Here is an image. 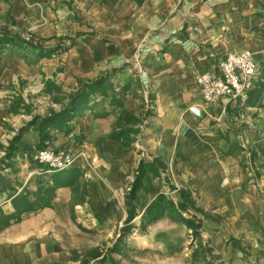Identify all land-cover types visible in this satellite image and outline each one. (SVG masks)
Here are the masks:
<instances>
[{"label":"crops","instance_id":"0c3cea01","mask_svg":"<svg viewBox=\"0 0 264 264\" xmlns=\"http://www.w3.org/2000/svg\"><path fill=\"white\" fill-rule=\"evenodd\" d=\"M24 32L39 44L17 43ZM63 37L74 44L56 51ZM243 49L259 62L244 104L204 101L195 75ZM105 75L116 84L114 99H90L70 130H55L51 145L71 152L69 168L48 172L24 152L0 163V264H92L89 251L115 240L131 208L137 215L126 242L134 253L159 240L174 247L175 221L159 219L143 233L137 227L158 194L176 205L181 191L207 212L201 230L215 260L264 264V0H0V145L37 111L25 112L9 84L51 78L69 91ZM191 105L201 106V118ZM140 121L145 129L134 143L111 138ZM24 137L36 142L33 131ZM141 160L161 167L130 200L125 190Z\"/></svg>","mask_w":264,"mask_h":264},{"label":"rangeland","instance_id":"374dc122","mask_svg":"<svg viewBox=\"0 0 264 264\" xmlns=\"http://www.w3.org/2000/svg\"><path fill=\"white\" fill-rule=\"evenodd\" d=\"M27 36H29L28 40L25 39V37ZM19 37L25 42L39 44V41L37 40V38L30 32H24L20 34ZM60 40H64L62 41L63 46L58 45L57 48L55 49L56 51L57 50L66 51L70 46L74 44L75 38L63 37ZM40 46H42V44H40ZM50 53H51L50 51H47L44 49L38 51V54L44 57L49 56ZM100 78H107L105 85L108 83L109 87L107 89L109 93L112 90H114L116 84H114L110 80V75L101 76L91 81L82 82L81 80H77V86L74 89H71L69 91L63 90L61 84L56 83L55 80L51 78L42 79L40 82H38L37 84L31 85L30 87L28 86L23 87L21 86L22 84H19V85L9 84V86L12 88L11 91H13L12 96H14L17 100L16 103L22 104L21 107L23 108L25 112H31V110L33 111L37 110V111L31 116L29 120L23 122V124L20 127H18L16 130H13V134L11 135L10 138L7 139L4 145H0V150L2 153L0 163H2L5 166L11 165L12 163L11 158L14 157L15 154L18 152H24L27 156H29L32 159L33 154L37 150H41L37 148V144L39 140L38 131L36 129L37 127L30 125L32 120L35 117H47L53 113L60 112L62 109H64L68 105L70 101V97L79 88H81L82 85L91 83ZM27 83H30V82H27ZM103 85L101 88H103ZM24 89L25 90L28 89V91L26 92ZM14 93H17V94L15 95ZM100 95L101 94L99 91L95 92L93 95H91L90 99L94 101ZM31 96H34L36 98L33 102L31 101ZM49 102H55V103L59 102L60 105L59 106L51 105V104L47 105V103ZM94 102L92 104H95ZM44 106L47 107V111H39ZM124 115L123 116L125 117L126 120L135 121L129 113H125ZM69 122H71V120ZM142 122L140 121L139 127L135 129L123 128L124 130H129L130 133L128 135V138L130 142L134 143L136 138L142 137L144 129H145L144 123ZM55 130L57 129H49L48 132L51 134V138L48 141V146H46V148L48 147L53 148V146L51 145V141L55 137V134H56L55 132H57ZM29 131H33L36 134V142L26 144L24 136ZM135 147L139 149L138 146H135ZM68 152L71 153L70 151ZM142 161L144 163H148V162H145L144 160ZM128 190L130 189L126 188L125 191H128ZM175 206H177V204ZM146 207L140 214V219H139L140 221L137 227L138 233H143L146 230V228L149 226L148 225L146 228H143V223L145 219L143 218L142 215ZM198 209H200V211H198ZM174 210H176V208L171 210L167 216L165 215L162 218L166 217L178 223L176 224L175 222H173L175 224L171 226V228L168 229V232L169 231L172 232L171 233L172 235L171 236L169 235L170 238H173V240H175L174 238H176V240L174 241L177 243L176 246L174 247L172 246L168 248H164V246L162 248L158 247L161 241L164 242V240H161V241L159 240L157 245L154 244L152 251H149V250L139 251L138 250L136 251L137 253H134V251L131 250V248L127 246L126 237L128 234L125 236H121L119 233L113 242H110L109 244H107V242H104L102 245H99L91 249V251H89L88 255L90 256L91 259L95 260V262L92 264H223L222 262L215 260V258L211 255V250L208 247L205 237L203 235V232L201 230V218L202 217L206 218L203 214H206L207 216V212L198 207L187 208V209H184L182 212L180 211L181 213H178L179 216L177 217L176 213L179 211L174 212ZM181 218L186 219L188 225L182 223L183 220H181ZM197 223H199L200 225L199 228L197 227ZM130 224H131V229L129 232H131L132 228L135 227L132 222V219L130 221ZM120 229H119V232H120ZM178 238H181L180 239L181 241H178ZM114 246L116 247V249H119V250L112 251L113 250L112 248ZM175 250L180 251V256L176 258L174 257L168 260L167 257H169L170 255L169 253H174ZM241 264H260V261L254 260L253 258L250 261L248 257H244V259L241 260Z\"/></svg>","mask_w":264,"mask_h":264},{"label":"trees","instance_id":"16d2710c","mask_svg":"<svg viewBox=\"0 0 264 264\" xmlns=\"http://www.w3.org/2000/svg\"><path fill=\"white\" fill-rule=\"evenodd\" d=\"M8 40V39H6ZM5 41V40H3ZM11 41V40H10ZM15 41L17 43H20L24 45L25 47H31L34 48L35 46L31 42H25L20 37L16 38ZM41 50V49H40ZM107 81V78H100L98 80H95L91 83H87L85 85H82L81 88H79L71 97L68 105L62 109L60 112L53 113L47 117H35L30 125L37 127L39 140L37 144L38 149H44L46 146H48V141L51 138V134L48 132L49 129H67L70 130V126H68V122L75 116V113L85 107L88 102L90 101L91 95H93L95 92H100V94L103 97H109L110 100L114 99V96L110 95L108 92V83L105 85V82ZM104 84V85H103ZM103 85V88H101ZM102 89V90H101ZM96 106V104H92L91 109H93ZM98 114H104V112L95 113V115ZM129 130L119 129L111 133V138L120 140L124 145H129ZM161 166L157 161H153L152 163H144L142 160L139 162L137 166V176L135 180L133 181L130 191H129V199L132 200L134 196L136 195V192L139 190L140 187L143 186V179L146 178V174L148 172L157 174L158 169ZM52 188L46 190L47 194L41 195L40 200V206H48L50 202L49 194L52 195L53 193ZM182 201L175 206V204L168 199L164 194H158L146 207L143 218L145 219L143 223V228H146L148 225L156 222L157 220L161 219L165 215L167 216L168 213H170L171 210L176 208L175 211L177 212L176 216L178 217V213H181L184 209L187 208H195V205L193 201L188 197V194H186L184 191L180 192ZM197 209V208H196ZM181 211V212H180ZM200 211V209H198ZM173 212V211H172ZM170 215V214H169ZM206 217V214H203ZM135 216L134 210L131 208L129 211V214L124 222V225L120 229V235L125 236L129 233L131 229L130 221ZM179 219V218H178ZM182 223L187 224V220L184 218H181ZM197 227L199 228L200 225L197 223ZM112 251H118L119 249H116L114 246L112 248Z\"/></svg>","mask_w":264,"mask_h":264},{"label":"built area","instance_id":"2783aa9c","mask_svg":"<svg viewBox=\"0 0 264 264\" xmlns=\"http://www.w3.org/2000/svg\"><path fill=\"white\" fill-rule=\"evenodd\" d=\"M29 36L25 37L28 40ZM259 73V62L254 53L243 49L229 51L208 69L195 75V81L202 99L206 102L227 100L240 101L244 104L248 93L253 89ZM190 114L201 118L203 111L200 105H191ZM32 160L46 168L48 172L61 171L69 168L74 157L64 149L52 147L37 150ZM120 195L123 194L121 190Z\"/></svg>","mask_w":264,"mask_h":264}]
</instances>
